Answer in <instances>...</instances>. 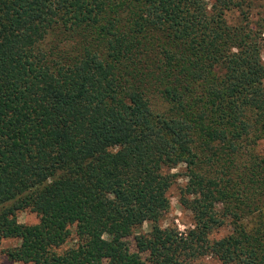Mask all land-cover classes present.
<instances>
[{"label":"trees","instance_id":"obj_1","mask_svg":"<svg viewBox=\"0 0 264 264\" xmlns=\"http://www.w3.org/2000/svg\"><path fill=\"white\" fill-rule=\"evenodd\" d=\"M254 9L264 0H0V242H20L9 260L264 264ZM179 167L185 234L160 226ZM25 211L38 223H19Z\"/></svg>","mask_w":264,"mask_h":264},{"label":"rangeland","instance_id":"obj_2","mask_svg":"<svg viewBox=\"0 0 264 264\" xmlns=\"http://www.w3.org/2000/svg\"><path fill=\"white\" fill-rule=\"evenodd\" d=\"M205 1L210 3L211 0H205ZM238 16H239V12L237 11L229 12V14L227 15V20L230 23L236 22L238 20L237 19ZM250 17H251L250 19L252 23L251 25L255 27V23L257 21L262 20V19L264 20V11L259 10V9H254L250 13ZM262 36L264 38V34ZM262 43L264 44V41ZM262 60L264 62V49L262 53ZM260 151L264 153V144L262 147H260ZM173 172H178L181 175L179 176V179L174 185V187H172L169 190L168 196L170 199V207L167 213L164 215V217L160 221V226L161 227H174V228H177V230L181 232L182 234H185L192 227V216L190 212L184 209L178 202V187L183 185L185 182L184 177L182 175L183 167H179L173 170ZM17 220L19 223L25 224V225H34L38 223L39 221L38 217L34 213H31L29 211L19 212L17 214ZM148 229H149V226L148 224L145 223L139 230H136V234L146 233L148 232ZM229 231L230 229L228 227H224L214 232L212 234V238L220 239L221 237L228 234ZM74 242H75V232H74V228H72L71 236L69 237L67 242L64 245H62L59 249H57L56 251L59 253L63 252L64 250L70 248L74 244ZM126 242L128 245H130L131 250H133L134 249L133 237H129L128 239H126ZM19 244L20 242L18 239H6L0 242V264H21V263H17V262H13L9 260L6 255L7 249L16 247ZM205 262H207L208 264H221L220 262H218L217 260L211 257H207L205 259Z\"/></svg>","mask_w":264,"mask_h":264}]
</instances>
